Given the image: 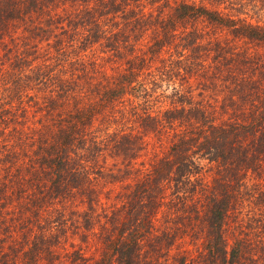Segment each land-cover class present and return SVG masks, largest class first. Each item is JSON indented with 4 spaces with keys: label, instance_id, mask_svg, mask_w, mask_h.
Here are the masks:
<instances>
[{
    "label": "trees",
    "instance_id": "1",
    "mask_svg": "<svg viewBox=\"0 0 264 264\" xmlns=\"http://www.w3.org/2000/svg\"><path fill=\"white\" fill-rule=\"evenodd\" d=\"M264 0H0V264H264Z\"/></svg>",
    "mask_w": 264,
    "mask_h": 264
},
{
    "label": "rangeland",
    "instance_id": "2",
    "mask_svg": "<svg viewBox=\"0 0 264 264\" xmlns=\"http://www.w3.org/2000/svg\"><path fill=\"white\" fill-rule=\"evenodd\" d=\"M263 13H262V17H264V10H261Z\"/></svg>",
    "mask_w": 264,
    "mask_h": 264
}]
</instances>
